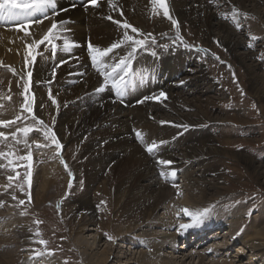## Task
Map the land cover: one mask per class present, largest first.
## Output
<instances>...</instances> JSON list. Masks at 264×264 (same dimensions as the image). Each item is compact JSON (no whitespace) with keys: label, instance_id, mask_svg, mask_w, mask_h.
<instances>
[{"label":"bare ground","instance_id":"1","mask_svg":"<svg viewBox=\"0 0 264 264\" xmlns=\"http://www.w3.org/2000/svg\"><path fill=\"white\" fill-rule=\"evenodd\" d=\"M36 2L37 0H25L28 5ZM84 3L82 0H57L58 15H54L51 9L29 8L14 9L12 16L0 17V121H3L1 117L6 113V106L9 110L11 108L6 97L9 96L12 79L15 75L30 72L31 77L28 76L27 82L33 88V105L37 102L36 115L45 121L50 115L51 121H54L53 130L63 146L61 150H66L69 144H73L77 152V164H73L71 171L74 172L75 167H78V180L83 181L84 189L77 188V193L74 190L75 194L70 195L68 204L71 205V216L75 218L78 234L96 231L99 238L104 236L102 224L96 223L98 211L92 197L95 192L104 196L113 195L114 206L116 204L124 211L122 219L139 223L133 229L126 227L122 235L121 231L118 232L116 239L134 246L137 251L140 247L147 248L148 253L143 250L138 253L133 249L127 253L123 248L128 249V246H121L117 250L115 245L109 244L107 250H103L99 256L95 253L97 237H93L90 242V239L79 236L80 238L75 239V246L82 254L84 264H187V260L194 261L195 258L198 259V264H210L205 263L206 256L210 253L207 251L194 250L189 257L182 252L181 258L176 257V254L181 256L179 250H184L178 244L179 240H186L184 245L189 248L203 239L217 245L213 247V253L228 252L233 249L232 241L238 239L241 229L236 222L239 219L234 218L230 223L218 219L219 221L206 225L208 228L198 229L199 226L195 225L182 229L176 220L181 214L174 212V208L179 206L191 213L206 210L211 202L206 190L208 187L217 189L221 178V172L215 168L218 150L209 140L198 138L199 133L195 131L205 121V111L203 107L195 105L196 97L195 100H182L184 95L203 97L213 91L214 86L209 82L205 83V66L201 63L198 70L191 68L194 59L199 58L200 51H203L202 47L176 45L168 50L160 49L155 54L138 49L129 60L125 75L120 68H113L131 51L130 42L125 43L102 58L103 70L115 78L116 84L109 79L105 91L98 93L96 89L104 83V76L97 71L98 66L93 65L89 45L105 50L121 41L125 32L136 39H162L164 33L172 29L166 22L175 20L179 25V34L176 32L174 36L184 37L183 32L190 31L202 44L216 39L228 49L232 60L243 65L249 74L250 89L256 94L257 100L264 102V75L258 73L260 66L252 63V51L241 53L247 48V42L239 37L238 27L229 26V21L234 20V16L238 19L239 16L254 14L263 22L264 0H165L171 19L164 16L163 9L158 4L154 5L152 0H112L115 7L110 6L108 0H100L99 7H84ZM219 4L224 7V11L218 9ZM45 12L49 19L45 18ZM53 21L66 22L55 30L58 38L53 41L56 45L54 53L52 45L47 41L39 48L35 47L36 41L43 39L48 33ZM125 21L139 31L133 33L131 28H123ZM65 41L70 50H65ZM33 55L36 56L35 61L32 60ZM120 76L124 77L125 83L118 92L116 85L119 84ZM178 76L182 77L181 81H177ZM188 86L195 89L188 91ZM44 88L50 89L54 95L56 103L53 105L52 100L49 104L44 101ZM199 88L206 90L202 92ZM161 92L165 96L161 97ZM121 101H125L127 106H122ZM43 103L46 107L42 111L40 108ZM185 111L192 113L184 114ZM161 115L167 116L168 120L159 119ZM153 117L157 118L152 122ZM12 118L14 117L10 115L7 119ZM137 132L142 134L144 143L137 138ZM184 132L186 137L182 135ZM194 140L203 144L195 146ZM34 141L36 146L42 143L40 139L35 138ZM161 141L164 143L160 144ZM151 142L159 145L152 154L146 151V145ZM65 152L68 158L74 157L70 156L71 149L68 148ZM53 153L55 152L39 156L38 159L49 157ZM212 158H215L214 161ZM159 160L172 163L161 165ZM248 163L264 175L263 167L255 166L251 161ZM62 167L65 164L59 159L37 171L34 181L38 186L35 194L38 203H44L49 195L60 193L58 181L64 179L60 170ZM162 171L164 176L160 175ZM178 171L182 172L181 181H186L187 187L186 199L180 205L174 199L179 193L174 184V176ZM209 176H215V179L210 180L207 178ZM3 179L0 165V205L10 198ZM9 210L12 211L13 208L9 207ZM159 210L163 212V217L157 216ZM14 214L15 212L12 213ZM259 220L260 223L252 234L248 231L250 228L242 235L239 234L238 241L241 240L243 245L234 256V261H216L218 263L214 264H264V242L254 239L264 237V211ZM17 222L22 221H15V224ZM13 226L14 224L0 225L2 235L14 233L13 237L11 235L9 240L2 243L8 245L13 241L11 243L17 247L15 253L9 252L0 257V264H19V260L23 264H36L29 260L27 254L21 255L27 252L26 229L17 226L13 230ZM177 228L178 232H171ZM221 228L226 231L217 239L222 234L219 231ZM155 229H160L161 233H154ZM139 232L142 233L138 235ZM212 234L215 235L211 236ZM217 240L219 242L215 243ZM167 249L172 251L169 256L164 255L168 253ZM248 254L251 258L243 263L241 260L247 258ZM45 262L47 263L42 264H64L54 259H47Z\"/></svg>","mask_w":264,"mask_h":264},{"label":"rangeland","instance_id":"2","mask_svg":"<svg viewBox=\"0 0 264 264\" xmlns=\"http://www.w3.org/2000/svg\"><path fill=\"white\" fill-rule=\"evenodd\" d=\"M218 9L224 11V7L222 5L220 6V4ZM234 17V20L229 21V26L231 28H236L237 24H239V37L243 42H247V48L242 50L241 53H251L252 51L253 58L251 61L253 64L255 63L254 65H259L261 67H258V73H263L264 75V19L262 22V20L254 14L247 15V18L245 16H239L238 19L237 16ZM166 23L171 26L172 29L164 33V38L155 39L153 43L152 39L143 37L142 39H147L148 43L141 49L145 52L155 54L160 49L168 50L176 45L186 46L191 44L202 47L203 51H200L199 58L194 59L191 68L193 70H198L202 64L205 66V83L209 82L210 85H213V91L204 94L205 96L203 97L200 95H184L182 96V100L187 101L188 99L191 100L196 97L197 101H194L195 99L192 101H194L195 105L203 107L206 114L204 115L205 118H203L205 121H203V123L199 125L200 127H197L199 129L196 128L195 131L199 133L198 138L203 137L204 140H209L212 146L214 145L213 147L218 150L216 165H214L215 168L221 172V178L218 180L219 187L217 189H209L208 187L206 190L208 193L207 198L211 202L208 203L209 206L206 208L207 213L201 218V222L194 224L190 215V217L185 216L186 213H184V208L181 206L174 208L175 213L181 214L176 220L181 225L189 224L206 227L209 223L219 220H223L224 222L229 221L230 223L234 218L237 220L239 219L236 222L238 225L240 224L239 227L241 229L238 232L239 239V236L249 228L248 231L251 232V234L254 232L255 228L260 223L259 219L261 212L264 211V175H261L256 169H253L248 163L251 161L255 166L264 168V102L259 101V99L257 100V97H255L256 94L250 89V77L246 69L243 65L232 60V56L228 52V49L218 40H210L209 43L202 44L197 36L190 31L183 32L184 37H182L183 39L181 40L173 35L177 32L176 25H174L171 20H168ZM52 57L54 56L52 55ZM18 75H15L12 79L9 85V96L6 97V100L8 102L10 101L9 104L11 108L9 110L6 106L7 109L4 111L6 113H3V117H1L5 122H12L0 125V132H3L7 137L6 140L3 137L0 138V152L6 154L9 152L14 153V155L0 157V165L4 175L3 180H5L7 191L10 194L9 201H6V204L3 203L0 205V225L6 226L14 224L13 230H15L17 226L26 229L28 234L27 252H23L21 255L27 254V256L30 257L29 260L36 264L47 263L45 262L47 259H54L64 264H84L82 254L75 246V239L82 236L86 239H90V242L93 241V237H97L98 243L95 253L99 254V256L102 254L103 250H107L109 244L115 245L117 250H120L121 246H128V243H123L122 240L116 239V236L120 231V235L124 234L123 231H125L124 229H126V227L133 229L134 226L137 227L139 223H134L127 218L122 219L124 211L119 209L116 204L114 206L115 198L113 195L104 196L99 192L92 194L93 204L98 211L96 223L102 224L100 225L103 226V230H105L104 236L99 238L96 231L88 232L83 235L78 234L75 218L71 216V205L68 204L70 195L77 193V188L80 187V190L84 189L83 181L78 180V167H75L76 169H74V172L71 171V167L77 164L76 149H74L73 144L67 146L71 149L70 156H74L68 158L65 152L68 148H66V150H58L51 142L50 133L48 138L44 136V132L48 129L54 132L52 125L54 121H51L49 115L48 120H46L47 122L42 120L47 128L39 124L41 119L35 113L37 102L33 105L31 96L33 88L30 87L31 83L29 82L28 84L27 82V78L29 79L28 74L24 73L23 75ZM181 78V76H178L177 81H181ZM26 88L28 89L27 92H25ZM192 88L193 87L188 86L186 89L189 91ZM204 89L205 88L201 90V88H199L202 92L206 90ZM50 93V89L46 88L44 99L46 104H49V102L54 99V95L51 94L50 96ZM144 98L147 97L145 96ZM26 99L31 105V112L27 111L26 107H24ZM51 104L53 105L54 103L52 102ZM44 107H46L45 103H43L40 110L43 111ZM56 111L57 109L55 112ZM189 112L191 111H185L184 114H188ZM10 115L14 118L8 120L7 118L10 117ZM18 116L20 119L16 120ZM33 117H35V119ZM155 118L157 117L151 118V120L153 119L152 122ZM166 118L167 116L165 115L159 117L161 120H168V118ZM209 120H213V122L210 123L208 122ZM23 128H29L31 131L25 135L24 132L19 131V129ZM184 133L186 134V132ZM184 133L182 135L186 137L187 134L185 135ZM56 137L58 138L59 136L56 135ZM35 138L40 139L42 142L40 145L42 147H37L35 145ZM200 143L203 144L201 141L194 140L195 146L202 145ZM29 152L31 153V161L28 159H19V157H26ZM50 152L55 153L51 154L49 157L38 159L39 156H43ZM59 159L67 165V167H62L60 169L64 176V179L61 178V181H58L60 193L56 194L57 192L55 191L56 193L49 195L44 203H38L35 197L36 188H38V186L34 181L37 171H41L46 165L56 163ZM213 159L215 158H212V160ZM29 164H31L30 168ZM29 171L31 172L30 177L28 176ZM69 173H71V175ZM181 173V171H178L174 176V184L179 189V193L174 196V199L179 205L182 204L187 195L186 181H181ZM10 176L13 177L12 180L8 179ZM207 178L213 180L215 176H209ZM0 186L2 187V184ZM74 190L75 193L73 192ZM13 197H15V199ZM21 200L24 201L23 204L20 203ZM9 207L13 208V210L10 211ZM204 211H200L199 213H203ZM13 212H15L14 215H12ZM157 216L163 217V212L159 210ZM15 218L17 220H15ZM6 220L8 223L5 222ZM19 220L22 222H17L15 224V221ZM37 221H40V223H37ZM158 231L161 233L160 229L153 230L154 233ZM219 231H222V228ZM225 231L226 230L223 228L222 234L219 235L217 239L221 238ZM171 232H178V228ZM1 233L0 228V248H3L2 250L0 249V257L5 256V254L9 252H16L17 247L11 243L13 241L8 245L2 243L3 241L9 240L11 235L13 237L14 233L8 236H4ZM141 233L142 232H139L137 234L140 235ZM213 235L215 234L211 236ZM238 239L233 241L231 239L233 243L232 250L228 252L221 251L219 253L212 252L214 251L213 247H217V245H213L214 242L208 243L207 240L201 239L198 242L199 244H193L188 248L187 245H184L186 240H179L178 244L184 247V250H179L181 256L176 254V257L181 258L185 254L189 257V254H192L194 250H201L210 252L206 256L207 259L205 263L214 264L228 260L234 261V256H236L243 245V242L241 240L238 241ZM254 239L264 242V237L258 236L254 237ZM40 241H45L46 243H41ZM218 242L219 240L215 243ZM129 248L130 250H128ZM134 248V246L129 245L128 249H123L124 252L127 253H130L132 249L138 253L142 250L147 253L149 251L147 248L143 247H140L138 251ZM185 249L186 252H184ZM167 250L168 253H164V255L169 256L172 251L169 249ZM248 258H251L250 254L241 261L246 263ZM197 262H199L197 258H195L194 261L192 259L187 260V264H196ZM18 263L23 264L21 260H19ZM234 264L238 263L235 262Z\"/></svg>","mask_w":264,"mask_h":264},{"label":"snow or ice","instance_id":"3","mask_svg":"<svg viewBox=\"0 0 264 264\" xmlns=\"http://www.w3.org/2000/svg\"><path fill=\"white\" fill-rule=\"evenodd\" d=\"M153 4L156 5L158 4L160 8L163 9V14L164 16L168 17L169 19H171V17L169 16V11H168V7L167 4L165 3V0H152ZM89 3L93 6V7H99V3L98 0H89ZM108 3L110 6L115 7V5H113L112 0H108ZM29 8H39L41 10L43 9H51L54 15H58L59 13L57 12V0H37L36 3L28 5L25 3V0H0V17H4V16H12L13 15V10L14 9H21V10H28ZM122 14V13H121ZM45 18L49 19L50 17H48L47 12H45ZM109 19H111V17H108ZM227 18V17H225ZM42 22V21H40ZM174 25H176L177 27V33L179 34V25L177 24V22L175 20L172 21ZM29 23H31V21H29ZM65 21H53L51 24V27L48 29V33L44 35L43 39L36 41L35 43V47L39 48V46L41 44H44L45 41H47L49 44L52 45L53 47V53L55 52V48L56 45L53 44V41L56 40L58 37L56 35L55 30L58 29L60 24H65ZM117 23H119L117 21ZM123 28L128 29L131 28V31L133 33H137L139 30L135 27H132L130 24H128L126 21L123 23ZM237 27H239V24H237ZM65 31H67V29H65ZM150 35V34H149ZM178 39H183L182 37H180L178 35L177 37ZM130 42V43H129ZM152 42H155V38H152ZM125 43H129V47L131 48V51L128 52L127 57L120 60L119 64L114 65L113 68L114 70L116 68H120L125 75H127V69H128V62L129 60L132 58V56L134 55V53L141 48H144L146 46V44L148 43L147 39H136L134 36L129 35L127 32L124 33L123 39L121 41H118L116 43H113L109 48L105 49V50H100L98 48H93V46L90 44L89 45V49L91 52V59L93 62L94 66H98L97 67V71L104 76V83L98 87L96 89V91L99 92H103L105 91L106 87H108V81L109 79H112L113 84H116V80L114 77H110L109 74L103 70V63H102V58L107 56L108 53H111L113 49L119 48L121 47V45L125 44ZM251 46V45H249ZM30 47H32L30 45ZM65 50H70L69 44L67 41H65ZM36 56H32V60L35 61ZM53 77L55 76V69L53 70L52 73ZM28 76L31 77V73H28ZM125 83L124 81V77L120 76L119 78V84L116 85L117 87V91L119 92L121 87L123 86V84ZM28 89H25V92H27ZM51 96V93L49 94ZM161 97L165 96V93L161 92L159 94ZM143 101H141L142 103ZM53 103H56V101L53 99ZM24 107H26L27 111L31 112V105L27 102H25ZM57 107H59V105H57ZM35 119V117H33ZM17 119H20V117L18 116ZM5 123H11V121L8 122H3L0 121V124H5ZM163 123V122H162ZM39 124L44 127L47 128V126L44 124V121H39ZM19 131L24 132L25 135L28 134L29 131H31V129L29 128H23V129H19ZM49 133H50V139L52 144H54L56 146V148L59 150L61 149L63 146L60 144L58 138L56 137L55 132H52L51 129H48L47 131L44 132V136L46 138L49 137ZM136 136L138 139L141 140L142 143H144V138L142 136V134L140 132L136 133ZM0 137H3L5 140L7 139V137L5 136V134L3 132H0ZM164 142L161 141L160 144H163ZM47 146V145H44ZM37 147H42L41 145H37ZM159 148V145L156 142H151L149 144L146 145V151L150 154L154 153V151H156ZM6 155H14V153H4V152H0V157H4ZM19 159H28L29 161H31V153L29 152L28 155L26 157H19ZM11 163V161H10ZM159 164L161 165H170L172 162L171 161H166V160H159L158 161ZM31 167V164H29V168ZM65 167H67V165L65 164ZM71 175V173H69ZM161 176H164L165 173L162 171L160 173ZM172 175L174 176L175 173L173 172ZM28 176H31V172H28ZM9 180H12L13 177H8ZM15 199V197H13ZM21 204L24 203L23 200L20 201ZM186 214L190 215L194 221V224H198L201 222V218L207 213V210H205L203 213H191L189 212L188 209H184L183 210ZM37 223H40V221H37ZM191 226L194 225H189V224H182L180 227L182 229H187ZM41 243H46L45 241H40Z\"/></svg>","mask_w":264,"mask_h":264}]
</instances>
